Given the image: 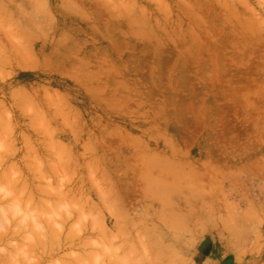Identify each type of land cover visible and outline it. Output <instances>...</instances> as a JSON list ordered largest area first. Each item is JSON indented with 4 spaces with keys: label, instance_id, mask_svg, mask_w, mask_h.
<instances>
[{
    "label": "rangeland",
    "instance_id": "rangeland-1",
    "mask_svg": "<svg viewBox=\"0 0 264 264\" xmlns=\"http://www.w3.org/2000/svg\"><path fill=\"white\" fill-rule=\"evenodd\" d=\"M0 264H264V0H0Z\"/></svg>",
    "mask_w": 264,
    "mask_h": 264
},
{
    "label": "bare ground",
    "instance_id": "bare-ground-1",
    "mask_svg": "<svg viewBox=\"0 0 264 264\" xmlns=\"http://www.w3.org/2000/svg\"><path fill=\"white\" fill-rule=\"evenodd\" d=\"M96 254V253H95ZM92 257V256H91ZM94 259V257H92ZM99 258V257H98Z\"/></svg>",
    "mask_w": 264,
    "mask_h": 264
}]
</instances>
